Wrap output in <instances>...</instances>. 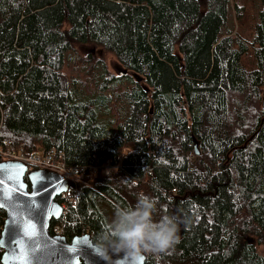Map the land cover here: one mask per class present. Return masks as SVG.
<instances>
[{"label":"trees","instance_id":"trees-1","mask_svg":"<svg viewBox=\"0 0 264 264\" xmlns=\"http://www.w3.org/2000/svg\"><path fill=\"white\" fill-rule=\"evenodd\" d=\"M261 6L245 40L237 0H0V136L84 168L50 227L94 243L143 194L179 228L144 264H264Z\"/></svg>","mask_w":264,"mask_h":264},{"label":"water","instance_id":"water-1","mask_svg":"<svg viewBox=\"0 0 264 264\" xmlns=\"http://www.w3.org/2000/svg\"><path fill=\"white\" fill-rule=\"evenodd\" d=\"M109 66L116 76L127 75V69L114 59L109 61ZM193 146L198 155L195 139ZM0 181L3 182L0 209L5 213L0 232L1 264H118L122 259V255H104L96 250L88 233L70 240L50 234L51 221L62 216V207L56 198L68 187V182L56 173L39 169L28 171L20 162L2 161ZM33 192L39 194L32 196ZM27 224L35 225L34 235L26 234ZM245 240L252 241L246 237ZM21 254L27 259H17ZM145 259L144 254L141 264Z\"/></svg>","mask_w":264,"mask_h":264},{"label":"clouds","instance_id":"clouds-1","mask_svg":"<svg viewBox=\"0 0 264 264\" xmlns=\"http://www.w3.org/2000/svg\"><path fill=\"white\" fill-rule=\"evenodd\" d=\"M155 211L156 202L141 194L135 206L115 212L107 229L94 242V248L104 255H122L118 264H141L144 254L166 253L179 240L178 223L168 215L155 220Z\"/></svg>","mask_w":264,"mask_h":264},{"label":"built area","instance_id":"built-area-1","mask_svg":"<svg viewBox=\"0 0 264 264\" xmlns=\"http://www.w3.org/2000/svg\"><path fill=\"white\" fill-rule=\"evenodd\" d=\"M191 155V154H190ZM62 151L50 148L44 152L27 153L22 144L18 145L14 140L0 136V162L2 161H16L24 164L28 171L31 170H46L54 172L63 180L68 182L67 191L60 194L56 200L62 207V216L66 215L69 202L75 196L77 185L75 182H80V174L84 168L77 166H69L64 160ZM123 157L118 160L121 163ZM104 169L110 168V162L107 161L101 165ZM97 167L92 168V172H96ZM49 232L52 236L65 237V228L61 225H53ZM85 233H81L84 235Z\"/></svg>","mask_w":264,"mask_h":264},{"label":"rangeland","instance_id":"rangeland-1","mask_svg":"<svg viewBox=\"0 0 264 264\" xmlns=\"http://www.w3.org/2000/svg\"><path fill=\"white\" fill-rule=\"evenodd\" d=\"M239 1H243L244 3H246V20L243 24L240 25V29L244 28L243 31H241V36L245 39V40H250V33L249 29H251L250 26H253L255 24V22L258 19V13L261 9V3L262 0H237V2ZM255 17V19H254ZM250 22V23H248ZM243 26V27H242ZM229 27L233 28V29H237V24L236 23H229ZM77 50L81 55H86L87 52H92V54H96V50L94 48H87L86 46H77ZM111 60V58L109 59V61ZM242 64L244 65V67L248 68V69H254L256 67L254 60H253V55H252V48L249 50L248 54H246L243 59H242ZM264 104V103H263ZM57 201V200H56Z\"/></svg>","mask_w":264,"mask_h":264},{"label":"snow or ice","instance_id":"snow-or-ice-1","mask_svg":"<svg viewBox=\"0 0 264 264\" xmlns=\"http://www.w3.org/2000/svg\"><path fill=\"white\" fill-rule=\"evenodd\" d=\"M3 182L2 181H0V184H2ZM39 193H37V192H33L31 195L32 196H36V195H38ZM26 234H28V235H34L35 234V225H32V224H27L26 225ZM17 259H19V260H21V261H24V260H26L27 258L23 255V254H21L19 257H17Z\"/></svg>","mask_w":264,"mask_h":264}]
</instances>
